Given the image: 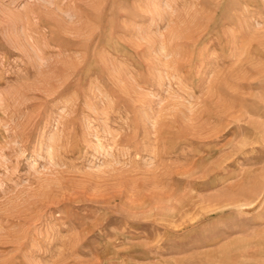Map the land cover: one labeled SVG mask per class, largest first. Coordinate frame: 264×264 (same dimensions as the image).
Returning a JSON list of instances; mask_svg holds the SVG:
<instances>
[{"label":"rangeland","instance_id":"1","mask_svg":"<svg viewBox=\"0 0 264 264\" xmlns=\"http://www.w3.org/2000/svg\"><path fill=\"white\" fill-rule=\"evenodd\" d=\"M0 264H264V0H0Z\"/></svg>","mask_w":264,"mask_h":264}]
</instances>
